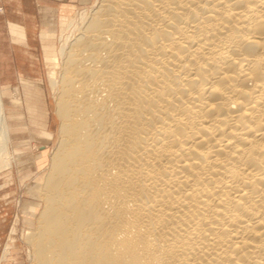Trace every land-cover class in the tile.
<instances>
[{
    "label": "bare ground",
    "instance_id": "bare-ground-1",
    "mask_svg": "<svg viewBox=\"0 0 264 264\" xmlns=\"http://www.w3.org/2000/svg\"><path fill=\"white\" fill-rule=\"evenodd\" d=\"M77 28L59 71L46 56L59 140L32 260L264 264V0H98Z\"/></svg>",
    "mask_w": 264,
    "mask_h": 264
},
{
    "label": "rangeland",
    "instance_id": "rangeland-1",
    "mask_svg": "<svg viewBox=\"0 0 264 264\" xmlns=\"http://www.w3.org/2000/svg\"><path fill=\"white\" fill-rule=\"evenodd\" d=\"M9 1L13 15L5 14L0 3V86L15 159H0V264H39L32 260L26 237L36 231L44 206L40 186L59 140L60 123L56 93L48 78L53 65L46 56L57 55L59 71L60 49L66 38L78 33V25L98 0ZM20 1L25 15L17 17ZM42 31L53 35L43 38ZM6 162L12 163L10 172L4 168ZM6 246L8 251L2 257Z\"/></svg>",
    "mask_w": 264,
    "mask_h": 264
},
{
    "label": "crops",
    "instance_id": "crops-1",
    "mask_svg": "<svg viewBox=\"0 0 264 264\" xmlns=\"http://www.w3.org/2000/svg\"><path fill=\"white\" fill-rule=\"evenodd\" d=\"M1 4H3V8L5 7V14H6V12L7 13H10L11 15H13L14 13L13 12H11V10H13V8L12 7H9V5L8 4H11V1H9V0H3V2H0ZM16 12L17 13H15L16 14V16L18 17V16H21V15H18L19 13L20 14H23V16L25 15V8H24V4L22 3V1H20L18 4H17V7H16ZM2 13V12H1ZM13 13V14H12ZM1 16V15H0Z\"/></svg>",
    "mask_w": 264,
    "mask_h": 264
}]
</instances>
